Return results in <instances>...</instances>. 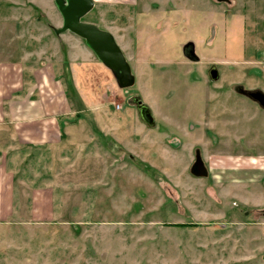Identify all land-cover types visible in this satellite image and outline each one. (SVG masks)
I'll list each match as a JSON object with an SVG mask.
<instances>
[{"label": "rangeland", "instance_id": "rangeland-1", "mask_svg": "<svg viewBox=\"0 0 264 264\" xmlns=\"http://www.w3.org/2000/svg\"><path fill=\"white\" fill-rule=\"evenodd\" d=\"M15 1L0 0V23L23 32L24 42L32 29L49 45L41 54H92L83 38L55 35L57 6L53 32L35 27L46 18L34 4ZM82 21L114 35L135 83L120 88L112 74L100 88L103 105L70 130L73 145L24 160L14 213L0 219V264H264V109L233 89L264 91V0L98 1ZM6 39L0 48H15L20 37ZM67 92L92 109L71 85ZM197 152L208 177L190 170ZM228 155L248 156L240 172L222 166ZM250 155L262 167H251ZM46 185L50 214L34 216L33 191Z\"/></svg>", "mask_w": 264, "mask_h": 264}, {"label": "crops", "instance_id": "crops-1", "mask_svg": "<svg viewBox=\"0 0 264 264\" xmlns=\"http://www.w3.org/2000/svg\"><path fill=\"white\" fill-rule=\"evenodd\" d=\"M98 1L131 4L136 2V0H94V4ZM27 2L34 4L37 13L40 12L46 18V24L36 22V28L45 26L50 30L58 28L48 19L51 10L56 9L54 0H27ZM15 3L18 1L16 0ZM62 23L63 18L58 26L60 27ZM7 32H9L8 36ZM28 33L31 41L24 42L23 32L18 35L14 25L8 28L7 25L0 23V38L5 36L6 42L12 45L16 38L20 37L15 48L10 47L9 50L4 46L5 41L1 42L4 45L0 48V219L9 218L14 213L17 173L28 155L33 156L40 152L58 156L66 147L73 145L74 142L71 141L73 132L70 130L77 124L85 122L81 114L98 109V103L103 105L105 100L102 99L103 94L100 91L104 83L112 84L110 80L112 72L93 52L92 54H73L72 51L68 54H41L38 48L42 49L41 52H46L49 45L45 41L42 43L39 35H32V29ZM55 35H62L61 37L69 42L73 38L82 40L74 34L66 36L65 32ZM92 55H95L94 58ZM67 74L68 76L65 77ZM70 85L76 91L74 98L90 99L92 109L87 104L83 106L72 104L67 94ZM233 89L247 98L250 97L244 91L261 90L246 88L239 84ZM261 108L264 109L262 106ZM92 119V123L98 128V116H93ZM228 156L230 160L227 162L223 160L222 166H229L228 168L236 169L237 172L243 169L245 158L248 157ZM249 158L251 167L257 169L262 167L260 164L262 159L260 160L258 156L250 155ZM204 164L208 172L205 177H208L210 167L205 162ZM33 200L38 201V206L34 208V216H48L53 201L52 188L46 185L34 190ZM45 205L47 208L43 209Z\"/></svg>", "mask_w": 264, "mask_h": 264}, {"label": "water", "instance_id": "water-1", "mask_svg": "<svg viewBox=\"0 0 264 264\" xmlns=\"http://www.w3.org/2000/svg\"><path fill=\"white\" fill-rule=\"evenodd\" d=\"M55 4L63 18V24L59 29H56V33L70 31L83 38L97 58L112 72L120 88L133 86L135 75L114 35L93 23L82 21V17L94 7V0H55ZM185 53L191 60L197 61L199 59L193 44L186 46ZM211 75L214 79L218 77L216 69L211 70ZM244 92L264 108V92L261 90ZM135 102L141 119L149 126H154L155 120L150 107L140 99H136ZM191 172L199 177H205L208 174L199 152H197Z\"/></svg>", "mask_w": 264, "mask_h": 264}, {"label": "built area", "instance_id": "built-area-1", "mask_svg": "<svg viewBox=\"0 0 264 264\" xmlns=\"http://www.w3.org/2000/svg\"><path fill=\"white\" fill-rule=\"evenodd\" d=\"M263 64H264V61H263ZM264 67V66H263Z\"/></svg>", "mask_w": 264, "mask_h": 264}]
</instances>
